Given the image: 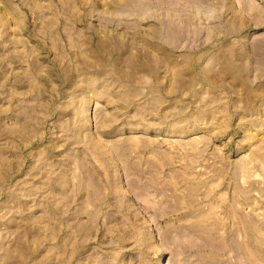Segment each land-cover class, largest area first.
I'll return each mask as SVG.
<instances>
[{"label": "rangeland", "instance_id": "rangeland-1", "mask_svg": "<svg viewBox=\"0 0 264 264\" xmlns=\"http://www.w3.org/2000/svg\"><path fill=\"white\" fill-rule=\"evenodd\" d=\"M127 2L0 0V264H264V0Z\"/></svg>", "mask_w": 264, "mask_h": 264}, {"label": "bare ground", "instance_id": "bare-ground-1", "mask_svg": "<svg viewBox=\"0 0 264 264\" xmlns=\"http://www.w3.org/2000/svg\"><path fill=\"white\" fill-rule=\"evenodd\" d=\"M129 1V0H128ZM126 2H127V0H126ZM128 3V2H127ZM127 3L125 4V5H127ZM129 3H132L131 1L129 2ZM132 5V4H131ZM172 21V20H171ZM173 25V24H172ZM235 241V240H234ZM239 243V245H238V252H240L239 253V256H241V254H243V250H244V248H243V246L244 245H242L243 243L241 242V241H239L238 242ZM236 248H237V246L236 245H234ZM236 251V250H235ZM238 256V255H237ZM236 257V256H235ZM234 257V258H235ZM239 258V257H238ZM240 260V259H239ZM229 262V261H228ZM232 262V261H231ZM224 263V262H223ZM226 264V263H225ZM228 264V263H227ZM235 264H242L240 261H237Z\"/></svg>", "mask_w": 264, "mask_h": 264}]
</instances>
